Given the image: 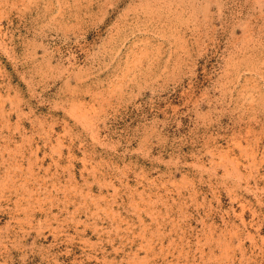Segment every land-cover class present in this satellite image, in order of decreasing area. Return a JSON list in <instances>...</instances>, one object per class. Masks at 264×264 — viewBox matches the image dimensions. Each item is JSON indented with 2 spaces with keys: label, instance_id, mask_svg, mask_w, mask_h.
I'll list each match as a JSON object with an SVG mask.
<instances>
[{
  "label": "rangeland",
  "instance_id": "1",
  "mask_svg": "<svg viewBox=\"0 0 264 264\" xmlns=\"http://www.w3.org/2000/svg\"><path fill=\"white\" fill-rule=\"evenodd\" d=\"M0 264H264V0H0Z\"/></svg>",
  "mask_w": 264,
  "mask_h": 264
}]
</instances>
